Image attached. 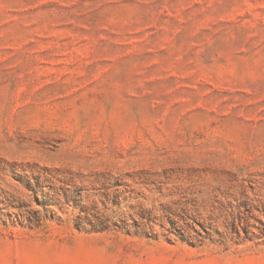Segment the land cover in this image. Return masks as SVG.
Listing matches in <instances>:
<instances>
[{
	"label": "rangeland",
	"instance_id": "1",
	"mask_svg": "<svg viewBox=\"0 0 264 264\" xmlns=\"http://www.w3.org/2000/svg\"><path fill=\"white\" fill-rule=\"evenodd\" d=\"M0 264H264V0H0Z\"/></svg>",
	"mask_w": 264,
	"mask_h": 264
}]
</instances>
